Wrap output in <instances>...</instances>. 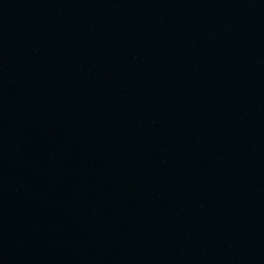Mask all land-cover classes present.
<instances>
[{
    "label": "water",
    "instance_id": "1",
    "mask_svg": "<svg viewBox=\"0 0 264 264\" xmlns=\"http://www.w3.org/2000/svg\"><path fill=\"white\" fill-rule=\"evenodd\" d=\"M0 264H264V0H0Z\"/></svg>",
    "mask_w": 264,
    "mask_h": 264
}]
</instances>
